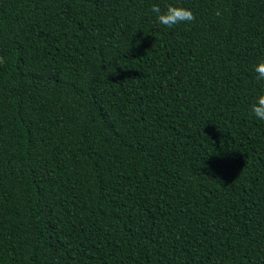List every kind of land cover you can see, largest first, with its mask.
<instances>
[{
  "label": "trees",
  "instance_id": "obj_1",
  "mask_svg": "<svg viewBox=\"0 0 264 264\" xmlns=\"http://www.w3.org/2000/svg\"><path fill=\"white\" fill-rule=\"evenodd\" d=\"M260 60L264 0H0V264H264Z\"/></svg>",
  "mask_w": 264,
  "mask_h": 264
},
{
  "label": "clouds",
  "instance_id": "obj_2",
  "mask_svg": "<svg viewBox=\"0 0 264 264\" xmlns=\"http://www.w3.org/2000/svg\"><path fill=\"white\" fill-rule=\"evenodd\" d=\"M151 11L156 14L158 22L169 28L181 23H189L195 19L194 13L182 6H173L171 4L166 6V10L161 11L159 5H153ZM220 15L219 10L215 13ZM257 74L258 80H264V60H260L253 68ZM252 114L260 120H264V92L258 95L255 102L251 104Z\"/></svg>",
  "mask_w": 264,
  "mask_h": 264
}]
</instances>
